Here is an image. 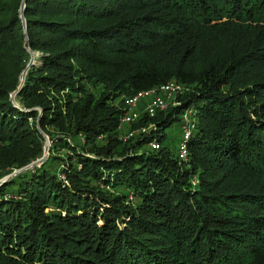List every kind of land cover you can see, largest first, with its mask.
Listing matches in <instances>:
<instances>
[{
	"label": "trees",
	"instance_id": "16d2710c",
	"mask_svg": "<svg viewBox=\"0 0 264 264\" xmlns=\"http://www.w3.org/2000/svg\"><path fill=\"white\" fill-rule=\"evenodd\" d=\"M22 1L0 0V181L50 145L0 185V264H264V0H24L15 107Z\"/></svg>",
	"mask_w": 264,
	"mask_h": 264
},
{
	"label": "built area",
	"instance_id": "2783aa9c",
	"mask_svg": "<svg viewBox=\"0 0 264 264\" xmlns=\"http://www.w3.org/2000/svg\"><path fill=\"white\" fill-rule=\"evenodd\" d=\"M185 90L186 89H184L182 86L178 85L174 81H171L165 85L160 86L158 89L141 91L131 97L126 98L124 101V114L121 119V124H131L133 122H136L142 113H145L149 118L154 117L156 112L164 111L167 108V104L174 101V97L176 98L177 94ZM142 99H147V103L143 111L137 112L135 109ZM193 115V110L188 109L181 116L182 119L180 129L182 131L184 139L188 137L191 129L194 127L192 124H190ZM151 127L152 128H149L148 126H142L137 129L139 136L145 137L147 135H151L155 130L154 124ZM134 136L135 134L131 131L126 136H124L123 140L125 141L131 139ZM148 146L155 150L159 149V143L157 142H150ZM177 157L179 161L186 160L187 147L185 141L179 142L177 148Z\"/></svg>",
	"mask_w": 264,
	"mask_h": 264
},
{
	"label": "rangeland",
	"instance_id": "374dc122",
	"mask_svg": "<svg viewBox=\"0 0 264 264\" xmlns=\"http://www.w3.org/2000/svg\"><path fill=\"white\" fill-rule=\"evenodd\" d=\"M19 14H20V19H21V17H22V15H23V10H21V8H20V11H19ZM21 23H22V20H21ZM25 26H26V23H25ZM22 27H23V23H22ZM24 29V28H23ZM25 30H26V28H25ZM25 30L23 31V33H25L26 34V32H25ZM27 37V36H26ZM27 41L28 40H26V43H24L23 42V44H24V47H25V49H26V51L28 52V54H29V58H30V53H31V62H32V64H31V62H28L27 64H26V66H25V68L22 70V72L21 73H23V80H22V83L19 85V88H18V81H19V77H20V74H18V76H17V78H18V80H17V87H16V89L12 92V93H10V101L12 102V104L15 106V107H19L20 106V104H19V100H18V96H17V92L21 89V87H22V85H23V82H24V79H25V76H26V74H27V72H28V70H29V68L33 65V64H37V66L39 65V63H38V59H39V57L41 56L40 55V53H38V52H35V51H33V50H31L30 48H29V46H26L27 45ZM30 59H29V61H30ZM11 80H12V76H10V75H6L5 76V81H9V82H11ZM147 101V99H142L141 101H140V103L139 104H141V103H143V102H146ZM173 103H174V105L176 104V98L174 97V101H172L171 102V104L173 105ZM170 103H168L167 104V109H166V112L169 110V106L171 105ZM35 109H37V110H39V108H35ZM124 125V127H127V126H129L128 124L126 125V124H123ZM146 127L148 126L149 128H152L151 126H153V122H151V123H148L147 125H145ZM37 127L39 128V126H38V123H37ZM134 134H135V136H134V139L136 138V137H140L139 136V134H138V132H137V129H134V130H131ZM164 134H165V143L166 144H173V147L175 146V145H177V143H178V139H180V131H179V122L178 121H175V122H173L171 125H169L167 128H165V130H164ZM42 135H43V137H44V142H43V152H42V154H43V156H45V155H47L48 153H49V145H50V143H49V140H48V137H46L43 133H42ZM42 156V157H43ZM37 161V160H36ZM36 161H34V162H36ZM30 165V164H29ZM28 166V165H27ZM26 167V166H25ZM24 168V167H23ZM191 183H193V182H195L196 183V179L195 178H193V180L191 179V181H190ZM195 183H193V184H195Z\"/></svg>",
	"mask_w": 264,
	"mask_h": 264
},
{
	"label": "water",
	"instance_id": "95a60500",
	"mask_svg": "<svg viewBox=\"0 0 264 264\" xmlns=\"http://www.w3.org/2000/svg\"><path fill=\"white\" fill-rule=\"evenodd\" d=\"M23 9H24V0L22 1V4H21V10H23ZM21 20H22V23H23V28H24V30H25L26 26H25V20H24V18H23V15H22V17H21ZM23 34H24V43H26L27 37H26V34H25V33H23ZM30 58H31V53H30ZM29 62H31V59H30ZM31 64H32V62H31ZM22 76H23V73L20 74L19 81H18V88H19V85L22 83V80H23V77H22ZM20 86H21V85H20ZM47 156H48V154L45 155V156H43L42 158L38 159L36 162H33V163H31L30 165H28V166H26V167H24V168H21V169H19V170H17V171H14L13 173H11V174H9L8 176L4 177V178L0 181V185L4 184V183L7 182L8 180L12 179L14 176H16V175H18V174H20V173H23V172H25V171H27V170H29V169H32V168H34V167L40 165L41 163H43V162L45 161V159L47 158Z\"/></svg>",
	"mask_w": 264,
	"mask_h": 264
}]
</instances>
